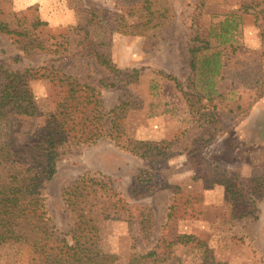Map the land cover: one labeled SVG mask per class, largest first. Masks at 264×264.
Wrapping results in <instances>:
<instances>
[{
  "label": "rangeland",
  "instance_id": "rangeland-1",
  "mask_svg": "<svg viewBox=\"0 0 264 264\" xmlns=\"http://www.w3.org/2000/svg\"><path fill=\"white\" fill-rule=\"evenodd\" d=\"M116 1L120 2L84 0L87 6L111 10H117ZM252 3L255 4L252 0H173L170 22L153 33L140 30L133 35H112L107 52L126 74L117 79L116 87L101 88L105 109L109 112L126 101L116 115L124 127L123 140L154 141L164 145L166 153L156 155L153 150L141 157L108 137L91 146L72 148L59 161L55 176L42 188L47 213L60 231L68 232L75 221L63 199V190L79 175L99 172L112 180L95 194L110 212L101 216L99 244L104 251L118 255L123 263L129 264L133 253L149 251L163 235L191 234L196 239L188 245L165 247L167 241L160 246L159 250L170 255L169 264H264V193L255 194L253 190L259 184L252 181L264 173V97L248 116L223 126L225 132L207 144L204 140L209 139L207 129L211 126H202L192 107L196 98L191 101L185 93L190 91L189 46L195 32L208 31L234 13L241 15L237 42L264 48V15L256 19L254 12L263 9L264 3L257 7ZM9 5L11 11L28 10L29 16L46 21L39 29L40 38L52 50L60 48L58 52L35 50L29 55L14 37L0 33V64L18 71L60 67L94 85L106 76L94 59L78 53L80 22L68 0H13ZM241 58L228 61V70ZM166 74L182 85L177 86ZM30 85L42 109L53 108L51 96L56 90L49 80H31ZM111 116L109 112L107 119ZM139 168L153 171L158 178L143 188L137 186L135 173ZM156 184L162 186L147 194ZM127 203L135 209L140 204L154 209L151 240H142L136 219L122 209ZM9 249H0V264L8 258L10 264H27L28 253L21 255L16 248Z\"/></svg>",
  "mask_w": 264,
  "mask_h": 264
},
{
  "label": "trees",
  "instance_id": "trees-1",
  "mask_svg": "<svg viewBox=\"0 0 264 264\" xmlns=\"http://www.w3.org/2000/svg\"><path fill=\"white\" fill-rule=\"evenodd\" d=\"M12 1L0 0V33L14 37L21 50L29 55L35 50L58 52L60 45L52 50L39 36L41 25L47 22L39 16H29L28 10H9ZM252 2H255L252 7H257L264 0ZM68 4L80 22L78 53L94 59L106 76L94 85L67 74L60 67L18 71L0 64V249L16 248L21 255L28 253L27 264H126L99 244L101 216L110 212L95 194L112 183L109 176L88 171L65 187L63 199L75 215L68 232L60 231L49 217L42 188L55 176L59 161L72 148L91 146L105 137L141 157L153 150L156 155L166 153L164 145L154 141L125 142L123 124L116 115L126 101L109 111L113 117L107 119L109 112L101 88L116 87L117 79L126 74L107 52L112 35L115 32L133 35L140 30L153 33L170 22L173 0H120L116 1L117 10L87 6L84 0H68ZM254 12L258 19L264 15V8ZM240 24L241 15H226L208 31L195 32L189 46L191 74L187 88L190 91L185 93L191 101L196 98L192 107L202 126H211V132L207 129L209 139L204 140L207 144L225 132L223 126L248 116L264 97V48L237 42ZM241 56L234 68L228 70V61ZM167 77L175 80L177 86L182 85L172 75ZM42 78L48 79L56 90L51 96L54 104L51 109H42L30 85L31 80ZM156 178L148 169L139 168L135 173V183L141 188ZM252 181L259 184L253 192L263 194L264 173ZM161 186L156 184L146 193ZM122 209L136 219L142 240H151L154 209L148 204L135 209L129 203ZM168 217H172L171 212ZM195 239L191 234L163 235L146 253H133L128 263L169 264L170 255L159 250L163 243L168 241L165 247L188 245ZM10 263L8 258L4 264Z\"/></svg>",
  "mask_w": 264,
  "mask_h": 264
}]
</instances>
